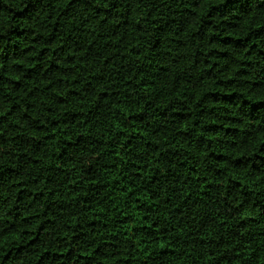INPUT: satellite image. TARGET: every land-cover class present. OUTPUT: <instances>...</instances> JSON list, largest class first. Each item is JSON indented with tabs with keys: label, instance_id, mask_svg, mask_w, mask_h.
Segmentation results:
<instances>
[{
	"label": "trees",
	"instance_id": "16d2710c",
	"mask_svg": "<svg viewBox=\"0 0 264 264\" xmlns=\"http://www.w3.org/2000/svg\"><path fill=\"white\" fill-rule=\"evenodd\" d=\"M0 264H264V0H0Z\"/></svg>",
	"mask_w": 264,
	"mask_h": 264
}]
</instances>
